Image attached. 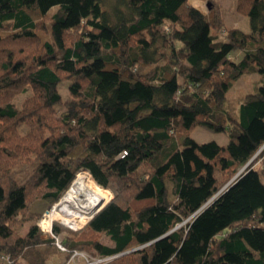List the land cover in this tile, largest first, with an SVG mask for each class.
Masks as SVG:
<instances>
[{
	"label": "trees",
	"instance_id": "trees-1",
	"mask_svg": "<svg viewBox=\"0 0 264 264\" xmlns=\"http://www.w3.org/2000/svg\"><path fill=\"white\" fill-rule=\"evenodd\" d=\"M203 1L0 0V264H44L36 221L80 169L113 196L77 231L53 223L68 250L264 264V82L225 105L240 75L264 79V0H235L249 31ZM198 125L227 143L196 141Z\"/></svg>",
	"mask_w": 264,
	"mask_h": 264
},
{
	"label": "rangeland",
	"instance_id": "rangeland-1",
	"mask_svg": "<svg viewBox=\"0 0 264 264\" xmlns=\"http://www.w3.org/2000/svg\"><path fill=\"white\" fill-rule=\"evenodd\" d=\"M190 1L200 4L203 10H206L207 8L203 0H190ZM234 4H235V0H218L217 9L220 15L223 17L222 19H225L224 24L227 27L237 26L243 31H249L250 27H249L247 16L237 13L234 9ZM240 54L241 53L238 50L233 51V53L231 54L232 60L233 61L236 60L240 56ZM263 82H264V79L258 72L243 73L235 80L233 85L228 89L226 93L227 98L225 101V105L228 108L237 110L239 102L242 99V97L248 92L255 91L257 87L261 85ZM57 89L60 95L62 96L63 100H66L69 98V92H68L66 81L59 84ZM25 95H26L25 93L17 95L15 99L16 103L20 104V102L22 101ZM63 109H64L63 106H56V111L58 114H60ZM21 128H22L21 129L22 131L26 130V127H21ZM189 135L198 142L215 140L219 144H226L228 141V136L226 135V133L221 132V131H215L213 129H210L204 126H199V125L191 129L189 132ZM256 166L258 167V165ZM89 174L87 175L93 178L91 174L90 175ZM233 178L234 176L226 184H228ZM261 179L262 181H264V176ZM104 188L108 189L107 187H104ZM108 192H109V195L105 199V202L103 203V205L108 200H110V198L113 196V192L111 190H109ZM38 201L39 200H34L31 203V208L39 209ZM32 223H34V221H26L23 225L18 227L17 229L18 233L23 235L27 231L28 226ZM58 236H59V240L62 241L64 237V232H61V234H59ZM99 238H100V241L103 243H110L108 236H106L105 234H101ZM54 245H49L53 247H48V246L45 247V245L41 246V250L46 254V258H47L44 264H62L63 261L65 260V253L56 246L55 242H54Z\"/></svg>",
	"mask_w": 264,
	"mask_h": 264
},
{
	"label": "built area",
	"instance_id": "built-area-1",
	"mask_svg": "<svg viewBox=\"0 0 264 264\" xmlns=\"http://www.w3.org/2000/svg\"><path fill=\"white\" fill-rule=\"evenodd\" d=\"M80 173L89 174L87 170L80 169L76 173L75 178ZM74 179L70 183L69 187L60 196V198L53 202V204L50 205V207L47 208L38 218L36 221L38 232L41 239L55 240L54 242L56 246L61 251L68 253V256L65 258L62 264H100L112 256L95 255L85 250H68L66 246L59 240V236L54 234L52 231L53 223H58L71 231H77L81 229L89 221L93 214L103 205L102 204L97 208L86 211L81 206H78V204H76L74 201L69 200L67 198V192L73 184ZM0 261L9 262L8 255L6 253H1Z\"/></svg>",
	"mask_w": 264,
	"mask_h": 264
},
{
	"label": "bare ground",
	"instance_id": "bare-ground-1",
	"mask_svg": "<svg viewBox=\"0 0 264 264\" xmlns=\"http://www.w3.org/2000/svg\"><path fill=\"white\" fill-rule=\"evenodd\" d=\"M108 195V189L99 185L93 178L81 173L74 179L67 192V198L86 211L102 205Z\"/></svg>",
	"mask_w": 264,
	"mask_h": 264
},
{
	"label": "crops",
	"instance_id": "crops-1",
	"mask_svg": "<svg viewBox=\"0 0 264 264\" xmlns=\"http://www.w3.org/2000/svg\"><path fill=\"white\" fill-rule=\"evenodd\" d=\"M217 2H218V0H217ZM223 18V17H222ZM224 21H225V19H223ZM237 27V26H236Z\"/></svg>",
	"mask_w": 264,
	"mask_h": 264
},
{
	"label": "water",
	"instance_id": "water-1",
	"mask_svg": "<svg viewBox=\"0 0 264 264\" xmlns=\"http://www.w3.org/2000/svg\"><path fill=\"white\" fill-rule=\"evenodd\" d=\"M97 208V207H96ZM100 209V208H99Z\"/></svg>",
	"mask_w": 264,
	"mask_h": 264
}]
</instances>
